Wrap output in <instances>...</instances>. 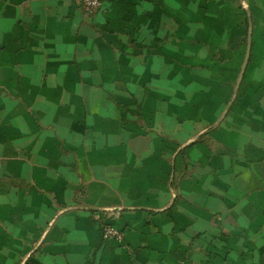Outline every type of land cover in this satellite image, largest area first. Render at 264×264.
<instances>
[{"label": "crops", "instance_id": "obj_1", "mask_svg": "<svg viewBox=\"0 0 264 264\" xmlns=\"http://www.w3.org/2000/svg\"><path fill=\"white\" fill-rule=\"evenodd\" d=\"M103 2L0 0V264H264V0Z\"/></svg>", "mask_w": 264, "mask_h": 264}, {"label": "built area", "instance_id": "obj_2", "mask_svg": "<svg viewBox=\"0 0 264 264\" xmlns=\"http://www.w3.org/2000/svg\"><path fill=\"white\" fill-rule=\"evenodd\" d=\"M81 6L86 9L87 11L94 12L100 10L104 6L103 0H77ZM102 238L104 240L115 238V239H123V232L111 225V224H104L102 228Z\"/></svg>", "mask_w": 264, "mask_h": 264}]
</instances>
